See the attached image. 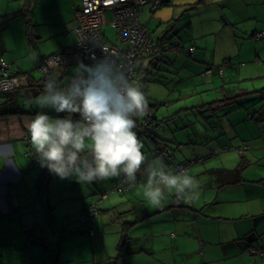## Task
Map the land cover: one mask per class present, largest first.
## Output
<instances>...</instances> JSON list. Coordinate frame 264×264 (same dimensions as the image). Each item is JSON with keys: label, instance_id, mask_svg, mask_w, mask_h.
<instances>
[{"label": "crops", "instance_id": "crops-1", "mask_svg": "<svg viewBox=\"0 0 264 264\" xmlns=\"http://www.w3.org/2000/svg\"><path fill=\"white\" fill-rule=\"evenodd\" d=\"M198 1L166 0L170 4L157 10L148 3L142 7V23L149 29L148 23L143 21L146 9L148 14L151 12L158 16L163 25L178 13L181 15L184 11L182 16H185L189 8L199 6L196 14L202 25L200 21L196 25L193 21L187 24L195 38L190 47L195 43L198 45L199 38L209 35L213 40H225L227 48L222 51L226 52L222 59L205 62L207 66H215L203 68L202 74L206 72L205 79L210 78L213 83L222 81L224 85L227 84V92L229 86L238 85V91L231 88L228 96L217 99L215 105L218 110L222 106L217 105L222 101L225 104L234 103L238 108L231 110L224 120V137L219 134V128L223 130V127H220V115L217 113L210 111L211 115L207 116L200 110L198 115L192 117L193 120L187 118L184 127L191 126L193 131H187L189 139L186 144L175 138L180 147L187 148L180 156L181 161L175 164V150L167 140L158 141L159 117L167 121L162 131L169 128L170 133H175L168 123L176 118L179 109L188 114L187 108L178 107L173 110L174 113L159 115L161 105L158 99L146 95L148 103L153 107L157 105L152 109L155 117H152L148 127L154 132L151 131L152 136L147 130L150 134H141L138 139L141 143L150 141L147 142L152 145L150 157H159L168 171H182L185 166L199 181V198L193 203H184L171 194L166 196L161 206H150L143 195L145 178L138 174L134 186L116 192L119 195L111 204L105 201L104 209L99 207L104 200L98 201L99 213L90 218L92 225L88 228V242L76 237L75 228L63 231L58 238L49 237L50 241L45 242L37 231L34 232L44 218L39 215L43 211L42 205L33 199L31 190L33 184L37 185L36 188H44L48 172L38 174L26 168L28 155L32 157L31 166L28 165L30 168L41 167L27 139L26 124L35 116H29V112L22 110V100L19 99L24 94L30 98L31 90L28 88L32 82L30 71L24 72L28 70V65L22 62V54L30 48V51L36 49L42 55L43 42L56 49L66 44L62 51L75 45L79 39L76 33L77 14L82 9L83 0H0V64L5 60L14 73L26 78L19 88L0 89V264H264V96L257 102L239 99L247 94L242 86L248 84L242 81L264 80V33L257 38L258 32H264V0H204L196 7L188 8V4L193 5ZM176 3L181 5L175 7ZM17 20L18 23L14 25ZM108 22L107 17V25H110ZM13 28H17L19 33L23 31V36L19 38H25L23 52L9 43ZM149 32L155 46L165 43L177 52L186 50L179 31L169 39L163 35L158 38V35L157 40L150 29ZM250 38L256 43L251 45L252 53L246 54V43L243 42ZM204 45L207 47V43ZM158 52H152L138 63L139 87L146 77L151 79L150 74L156 75L160 63L157 57L162 58ZM195 54L197 57V52ZM43 59L44 56L38 58V64ZM244 59L248 64L243 65ZM221 70L224 72L221 73ZM53 72L59 76L57 69H54L49 77ZM218 76L220 79L216 81ZM48 78L44 77L43 81ZM151 82L154 80L144 83V92ZM258 91L264 92L263 89L254 92ZM196 108L194 106L192 110ZM199 108L206 112L211 106L205 103ZM213 118L217 122H214V126H208L207 120L212 121ZM227 145L238 147L235 148L238 156L229 153L233 149ZM25 146L29 151L24 152L25 159H22L21 151ZM243 146H248V150L242 151L240 148ZM220 149L224 151H218ZM168 150L171 151L169 158L166 155ZM216 151L219 153L216 154ZM215 158L220 159V165L209 163ZM116 182L121 183L122 180ZM101 189L99 186L98 190L103 194L104 190ZM103 198H107V194ZM27 199H31L28 204ZM50 203L51 199L49 206ZM91 203L84 202L81 211ZM50 229L54 230L51 223ZM92 231L94 236L91 235ZM82 243L86 246L83 247L84 255L81 252ZM99 245L101 248L98 251ZM56 247L60 250L54 251ZM26 250L29 251L28 255L25 254Z\"/></svg>", "mask_w": 264, "mask_h": 264}, {"label": "clouds", "instance_id": "clouds-1", "mask_svg": "<svg viewBox=\"0 0 264 264\" xmlns=\"http://www.w3.org/2000/svg\"><path fill=\"white\" fill-rule=\"evenodd\" d=\"M100 48L102 59L93 56L91 65L78 60L67 86L49 77L34 99L41 111L26 128L36 161L60 180L82 185L115 178L134 185L140 174L146 203L153 207L171 194L184 203L195 202L200 184L189 171H168L162 160L148 161L143 154L134 129L148 109L146 94Z\"/></svg>", "mask_w": 264, "mask_h": 264}, {"label": "rangeland", "instance_id": "rangeland-1", "mask_svg": "<svg viewBox=\"0 0 264 264\" xmlns=\"http://www.w3.org/2000/svg\"><path fill=\"white\" fill-rule=\"evenodd\" d=\"M257 1H263V0H257ZM244 2H247L245 0ZM183 4L184 2H180ZM180 3H176L175 7L181 5ZM168 3L167 5H169ZM174 4V3H173ZM190 5L188 4V8ZM173 6H168L170 9H174ZM199 6L196 8H189L188 13H186L185 16H182L178 13L176 17L173 18V20L169 21L168 24H163L158 16H155V14H151L146 9V14L143 16V21L145 23H148L149 29L151 30L153 38L157 40L158 38L167 37L168 39L170 37H173L177 31H179V34L184 41L185 44V51L177 52L173 48L169 50H163L162 52V58H160V63H158V70L156 75L150 74V78L152 80H155V82L148 83L145 87V93L149 97H153L155 99H158L159 104L161 105L159 108V115H162L163 113H174L173 111L175 108H181L186 107V111H188V114L185 112L180 111L175 115L176 118L174 120H170L168 123L169 126H171L172 131H176L175 133H170L169 128H166L164 131H162V128L165 124L166 119L159 117L161 120L159 123V129H158V141L164 142V140H167L169 143L168 145L171 146L173 150H175V164H178L181 161V154L183 150L187 151V148L180 147L178 143H176L175 138L179 139L181 143L186 144L189 137L187 131L191 132L193 131V127H187L184 126L187 125V118L193 120L195 115L199 114V111L202 110V113L206 115L208 112H215L219 117L220 120V127H223V130L219 128L220 132L219 134L223 135L224 137V128L225 125H223L225 118H228V114L231 110L237 109L238 106L234 103L231 104H225L222 101H219L220 103L217 106H222L217 110L215 105L217 104V99H223L226 95L231 92V88L233 91H238L239 86H229L228 92H227V84H223L222 81L218 82H211L210 78L205 79L206 77V70L204 71L205 74H202L203 68H210L215 65L210 64L207 66V63L205 62H212L222 59L224 54L226 52L224 51L227 46L225 45V40L223 39V42L217 41L216 39H212V36H205L198 39L199 44L195 47V53L197 52V57L195 55H190L189 49L191 42L195 40L194 33L190 31V29L187 27V24L193 21L194 25H196L197 21H200L197 17L196 10ZM248 7V6H247ZM261 8V5L259 6ZM252 10H255L254 7H252ZM108 19L111 21V15L108 13ZM18 23V20L15 22L14 25ZM202 25V23H201ZM14 30L15 32H12ZM11 30V38L9 39V43L11 46H15L20 48L21 50L25 47V38L19 39L23 36V31L19 33V30L17 28H13ZM104 31L107 34V36L110 39H114V30L110 25H106L104 27ZM75 43V42H74ZM74 43L70 44L73 45ZM207 43V47L204 45ZM220 44V47L218 44ZM243 43L245 44V53H252L251 45L255 44V40L253 39H247ZM243 43L241 45V48L243 47ZM56 45V44H55ZM166 45V44H165ZM169 45V44H168ZM66 46V44H62L61 47L56 49L55 47H51V45L47 43H42V55L36 51V49L31 50H25L22 54V62H24L28 68V70L24 71H30L31 74V87L28 89L31 90L30 98H28L25 94L20 95L19 99L22 100L21 104L22 110H25L26 112H29V116H35L37 112L41 111L34 103V99L38 97L44 88V74L42 71L38 68V58H41V56L48 57L54 53L61 52L63 47ZM198 47V49H197ZM203 48V50H202ZM208 48V49H206ZM197 50V51H196ZM18 51V50H17ZM20 52V51H18ZM23 52V50H22ZM230 52V51H229ZM200 53V55H199ZM10 54V53H9ZM255 55V54H254ZM252 55V56H254ZM15 56H13L14 58ZM243 65L248 64L244 59ZM262 62V60H261ZM264 62V61H263ZM76 67V65H69V66H61L57 68V71L59 72V76H56V74L53 72L52 77L56 78L58 80V83L60 82L61 85L67 83L73 74V69ZM244 69V68H243ZM13 71V70H12ZM187 78V79H186ZM184 80L181 82V80ZM220 79V76L216 77V81ZM243 84H248V86H242V89L246 88V95L244 97H240V100H253L255 102L262 100L264 96V92L258 91L254 92L256 90H264V80L263 78H257L255 80L250 79L247 81H242ZM144 83V82H143ZM142 85L144 86V84ZM24 100V101H23ZM148 102L149 99L147 98ZM167 100V101H166ZM208 104L211 106V109L209 111L204 112L203 109L199 108L202 106V104ZM167 103H170L171 105H168ZM241 104V103H240ZM251 104V103H250ZM194 106H197L198 108L193 109ZM260 106H258L257 109H259ZM46 111L48 115L51 117H56L57 114L55 112H52L51 110H43ZM147 114L154 113L151 111ZM193 117V118H192ZM167 123V121H166ZM208 126H214V121L207 120ZM153 126H155V121L153 122ZM155 128V127H153ZM182 128V129H181ZM195 128V127H194ZM140 135H137V138H140ZM147 142H150L148 140L144 141L142 152L146 156L147 160H154L157 158H151L150 155L152 151V145L151 143L148 145ZM151 146V147H150ZM229 153H236L238 156V150L235 148L238 147H232ZM226 146V147H227ZM234 146V145H233ZM228 148V147H227ZM223 149V148H222ZM218 150L223 152L224 150ZM29 148L25 146V148H22L21 151V158L25 159L24 152H28ZM216 151V154L219 152ZM32 158V157H31ZM31 158L26 156V159H28V165L31 166L30 161ZM16 159H18V156H16ZM209 163H214V166L220 165V159L215 158L214 160H211ZM27 165V169L29 171H35L38 174L39 173H45L48 172L47 169H32ZM176 172V170H175ZM48 175V181L46 182L45 186H43V189L36 188L37 185H34V188H32L31 191H33V199H36L38 203L42 205L43 211L40 212V216H42L44 219L39 221L41 224H39L38 229H34V232H38V234L41 235V239L46 241H50L49 237L52 238L54 236H58L65 230H72L75 228L76 237L84 239L85 242L89 241V234H88V228L92 225L91 220H89L87 223L83 222L81 220V210L84 206V202H97L100 199H103L104 201L99 203V207L104 209L103 205L111 204L112 201L115 200V196L119 195L116 194V192H119L118 190L114 189L116 180L120 178L110 179L107 181H93L91 183H86L84 185L77 183L74 179L72 180H60L58 177H55L51 175L49 172ZM122 180V179H121ZM99 186L102 188L101 190H104L107 194V198H103V194H101L99 189ZM134 186V185H133ZM132 188V187H131ZM205 191L206 186L204 185ZM94 191H96L95 194ZM129 195V194H128ZM125 196V195H121ZM51 199V203L49 206V201ZM27 204L31 202V199L26 200ZM95 221V220H94ZM101 221V220H100ZM50 223L54 230L51 231L50 229ZM89 225V226H88ZM87 235V236H86ZM56 238V240H57ZM77 238V239H78ZM96 239V238H95ZM93 239V240H95ZM98 246V245H97ZM83 247H86L83 243L81 246V252L83 253ZM98 251L100 250L101 246L99 245ZM109 248V246H108ZM29 249H33V247H30ZM29 251L26 250L25 254L28 255ZM84 255V253H83Z\"/></svg>", "mask_w": 264, "mask_h": 264}, {"label": "built area", "instance_id": "built-area-1", "mask_svg": "<svg viewBox=\"0 0 264 264\" xmlns=\"http://www.w3.org/2000/svg\"><path fill=\"white\" fill-rule=\"evenodd\" d=\"M151 3L154 10L160 8L161 0H83L81 11L77 14L78 42L68 48H65L58 54L45 57L43 61L39 60V69L48 78L54 69L83 60L85 64L94 63L93 56L96 59H102L104 53H107L122 65L126 71L128 78L139 87L140 78L136 71V67L140 61L154 50L149 29L142 23V7ZM110 13L111 21L108 24L114 30V39L110 40L104 31V25H107V14ZM263 31L257 33V38H261ZM168 48V45H165ZM190 55L195 53V45L189 49ZM221 73L224 71L221 70ZM25 77L14 73L10 64L5 60L0 64V89L13 90L21 86L25 82ZM71 80V79H70ZM70 80L68 83H70ZM63 86H67V84ZM148 120H136V128L134 131L137 135L148 134L147 128L150 126L153 115L147 114ZM27 139L30 140L29 134ZM242 151L248 150V146L240 148ZM171 151L166 152L170 157ZM182 170H186L185 166ZM133 185L125 184L123 181L114 186L115 190L123 191L131 189ZM106 192H103V197ZM98 201L86 206L81 213V220L87 222L90 218L98 216ZM94 236V232H92Z\"/></svg>", "mask_w": 264, "mask_h": 264}, {"label": "trees", "instance_id": "trees-1", "mask_svg": "<svg viewBox=\"0 0 264 264\" xmlns=\"http://www.w3.org/2000/svg\"><path fill=\"white\" fill-rule=\"evenodd\" d=\"M204 0H199L197 3H195V4H193L195 7L197 6V4H200V3H202ZM167 4V2H166V0H161V5H160V8L162 7V6H164V5H166ZM194 6H192V7H194ZM107 35V34H106ZM151 35V34H150ZM108 37V36H107ZM109 38V37H108ZM110 40H113V39H110ZM166 45H168V44H166ZM169 46V45H168ZM169 49H171V47L169 46L168 48H166L165 47V43H158V45H154V50L152 51L153 53H155L156 51H159L158 53L160 54H162V52H163V50H169ZM151 52V53H152ZM151 53H149L147 56H145L144 57V59L146 58V57H148ZM53 55V54H52ZM162 56V55H161ZM157 59H160L159 57H157ZM146 81L147 82H150V81H152L151 79H149V77H146V79H144V83H146ZM154 82H155V80H154ZM143 83V84H144ZM20 87V86H19ZM18 87V88H19ZM140 88L144 91V86L142 85V86H140ZM157 105H154V107L150 104V103H148V109H147V111H146V113H145V115L143 116V117H141V118H137L138 120H148V116H146L147 115V113H149V112H151L152 111V109H154L155 107H156ZM153 107V108H152ZM153 113H154V115H153V117H155V111H152ZM152 123V122H151ZM150 127V126H149ZM149 128H147V130H148ZM154 132L153 131V129H150V130H148V132H150V133H152V132ZM149 133V134H150ZM151 136V135H150ZM120 183V182H119ZM116 184H118L117 182H116ZM86 208V207H85ZM84 208V209H85ZM84 211V210H83ZM82 211V212H83ZM81 212V213H82ZM70 232V231H69ZM93 232V231H92ZM91 235H92V233H91ZM93 236V235H92ZM58 250H60L59 248H55L54 249V251H58Z\"/></svg>", "mask_w": 264, "mask_h": 264}, {"label": "water", "instance_id": "water-1", "mask_svg": "<svg viewBox=\"0 0 264 264\" xmlns=\"http://www.w3.org/2000/svg\"><path fill=\"white\" fill-rule=\"evenodd\" d=\"M206 115H207V116H210V115H211V112H208ZM210 120H211V119H210ZM212 121L217 122V119H216V118H213Z\"/></svg>", "mask_w": 264, "mask_h": 264}]
</instances>
